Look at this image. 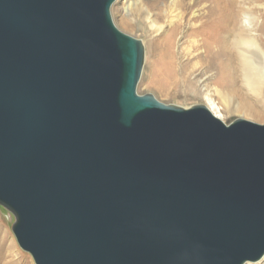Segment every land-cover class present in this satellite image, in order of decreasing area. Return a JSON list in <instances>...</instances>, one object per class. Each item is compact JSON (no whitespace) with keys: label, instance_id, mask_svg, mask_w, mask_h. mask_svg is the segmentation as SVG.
Segmentation results:
<instances>
[{"label":"water","instance_id":"1","mask_svg":"<svg viewBox=\"0 0 264 264\" xmlns=\"http://www.w3.org/2000/svg\"><path fill=\"white\" fill-rule=\"evenodd\" d=\"M116 0H0V205L35 264L264 258V125L137 93Z\"/></svg>","mask_w":264,"mask_h":264},{"label":"rangeland","instance_id":"2","mask_svg":"<svg viewBox=\"0 0 264 264\" xmlns=\"http://www.w3.org/2000/svg\"><path fill=\"white\" fill-rule=\"evenodd\" d=\"M222 1L255 17L253 33L264 49V0H116L111 16L121 32L144 44L137 86L140 96L152 95L165 105L183 109L204 106L227 125L239 119L264 125V119L224 109L223 97L231 95L233 86L228 66L235 50L223 53L230 24L215 12ZM195 55L209 58L210 68L195 66ZM235 103L232 99L231 110ZM15 222V215L0 205V264H35L17 242ZM249 264H264V258Z\"/></svg>","mask_w":264,"mask_h":264},{"label":"bare ground","instance_id":"3","mask_svg":"<svg viewBox=\"0 0 264 264\" xmlns=\"http://www.w3.org/2000/svg\"><path fill=\"white\" fill-rule=\"evenodd\" d=\"M242 11L244 10L236 11L232 2L225 4L223 1L215 9V12L226 18L228 25L230 24L228 42L227 45L223 44L222 49H225L223 53L231 49L235 50L233 57L231 53L228 66L233 86L230 90L231 95L223 97L224 109L228 113L234 111L244 116L264 119V108L260 107V104L264 105V49L258 36L253 33L256 31L253 24L255 17L247 11L243 13ZM195 59H198L195 66L210 68L209 58L197 55ZM232 99L236 100L234 110L230 107ZM215 116L221 118L218 115Z\"/></svg>","mask_w":264,"mask_h":264}]
</instances>
